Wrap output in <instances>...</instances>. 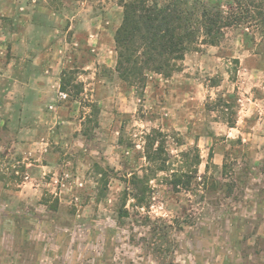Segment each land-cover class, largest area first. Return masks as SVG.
I'll return each instance as SVG.
<instances>
[{
  "label": "rangeland",
  "instance_id": "obj_1",
  "mask_svg": "<svg viewBox=\"0 0 264 264\" xmlns=\"http://www.w3.org/2000/svg\"><path fill=\"white\" fill-rule=\"evenodd\" d=\"M122 20L121 0H0V264H264V26L139 87Z\"/></svg>",
  "mask_w": 264,
  "mask_h": 264
},
{
  "label": "trees",
  "instance_id": "obj_2",
  "mask_svg": "<svg viewBox=\"0 0 264 264\" xmlns=\"http://www.w3.org/2000/svg\"><path fill=\"white\" fill-rule=\"evenodd\" d=\"M121 2L123 20L115 33L116 70L124 82L139 87L145 85L150 72L171 76L180 71L188 53L220 45L229 30L243 27L247 35L264 26V6L257 0ZM70 73L63 74L60 90L75 98L82 91L81 84H72ZM160 133L154 129L147 135L145 156L150 162L160 159L161 151L154 148ZM159 165L156 170H163L165 166ZM138 199V205L144 206V196Z\"/></svg>",
  "mask_w": 264,
  "mask_h": 264
}]
</instances>
